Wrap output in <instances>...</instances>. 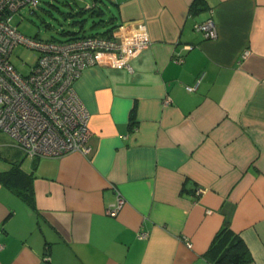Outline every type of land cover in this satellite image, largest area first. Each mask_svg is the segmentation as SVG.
Returning a JSON list of instances; mask_svg holds the SVG:
<instances>
[{
	"label": "crops",
	"instance_id": "1",
	"mask_svg": "<svg viewBox=\"0 0 264 264\" xmlns=\"http://www.w3.org/2000/svg\"><path fill=\"white\" fill-rule=\"evenodd\" d=\"M111 1L112 23L94 24L110 14L86 3L77 35L112 24L126 39L143 23L150 44L130 68L90 66L74 82L88 153L30 158L0 141V264H214L225 219L264 264V0ZM208 17L212 39L194 29ZM12 163L33 206L2 176ZM115 188L125 202L108 215Z\"/></svg>",
	"mask_w": 264,
	"mask_h": 264
},
{
	"label": "built area",
	"instance_id": "2",
	"mask_svg": "<svg viewBox=\"0 0 264 264\" xmlns=\"http://www.w3.org/2000/svg\"><path fill=\"white\" fill-rule=\"evenodd\" d=\"M38 2L0 0V132L30 158L88 153L90 112L74 82L90 66L130 68L129 60L147 48L150 40L143 23H137L135 32L126 39L116 33L67 40L27 36L19 31L14 18L22 19L23 9L34 13ZM194 29L205 38L217 36L211 17L196 23ZM17 45L38 52L34 66L26 74L18 72L10 61ZM173 60L183 61L181 56ZM186 88L194 90L195 86ZM169 102L170 98L165 97L163 103ZM203 191L200 186L196 189L197 194ZM115 196V203L105 210L108 215H116L125 202L117 188ZM145 236L146 233H139V237Z\"/></svg>",
	"mask_w": 264,
	"mask_h": 264
},
{
	"label": "rangeland",
	"instance_id": "3",
	"mask_svg": "<svg viewBox=\"0 0 264 264\" xmlns=\"http://www.w3.org/2000/svg\"><path fill=\"white\" fill-rule=\"evenodd\" d=\"M94 1L97 5H101V2L105 3L101 5L105 10V16L115 13V6L111 0H39L38 7L34 13H29L28 10L23 9L21 12L22 19L16 16L14 20L17 23L19 31L27 36L64 40L71 36L64 33L65 30L77 29L76 24H72V21L82 18L77 12L86 3ZM83 15L87 16L88 12H85ZM104 18L106 19V17ZM88 22H90V18ZM114 23L116 24L117 21ZM103 28L98 27L92 30V32L102 31ZM37 58L38 52L36 50L23 45H17L11 53L10 61L18 72L26 74L34 66ZM7 139V136L0 132V141ZM21 160L26 162L28 159L22 158Z\"/></svg>",
	"mask_w": 264,
	"mask_h": 264
},
{
	"label": "trees",
	"instance_id": "4",
	"mask_svg": "<svg viewBox=\"0 0 264 264\" xmlns=\"http://www.w3.org/2000/svg\"><path fill=\"white\" fill-rule=\"evenodd\" d=\"M200 0H193V4H199ZM85 9H81L77 14H81ZM97 10H102L100 6L98 9L92 10L90 14L96 12ZM35 12V11H34ZM98 15V14H97ZM86 16H82L79 20L72 21V24H79L80 28H83V23L85 22ZM113 19L110 15L106 19L104 17H98L94 20V24L98 23H109ZM112 23V22H111ZM115 26L110 25L101 34H78L76 30H65L64 33L71 35L64 39H73L84 36H111L112 30ZM54 39V38H52ZM59 40V39H58ZM6 178V183L12 186L13 190L21 197V199L27 203L29 206H33L34 198L32 187L30 186V175L23 171L17 163H12L11 167L2 174ZM205 255L212 260L214 264H249L252 261V255L239 234L233 231L230 227L229 220L225 219L222 227L213 236L210 245L205 252Z\"/></svg>",
	"mask_w": 264,
	"mask_h": 264
}]
</instances>
